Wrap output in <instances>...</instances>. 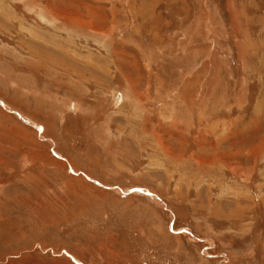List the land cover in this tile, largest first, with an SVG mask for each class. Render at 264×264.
<instances>
[{
	"label": "rangeland",
	"instance_id": "obj_1",
	"mask_svg": "<svg viewBox=\"0 0 264 264\" xmlns=\"http://www.w3.org/2000/svg\"><path fill=\"white\" fill-rule=\"evenodd\" d=\"M0 264H264V0H0Z\"/></svg>",
	"mask_w": 264,
	"mask_h": 264
},
{
	"label": "bare ground",
	"instance_id": "obj_2",
	"mask_svg": "<svg viewBox=\"0 0 264 264\" xmlns=\"http://www.w3.org/2000/svg\"><path fill=\"white\" fill-rule=\"evenodd\" d=\"M165 149V148H164Z\"/></svg>",
	"mask_w": 264,
	"mask_h": 264
}]
</instances>
